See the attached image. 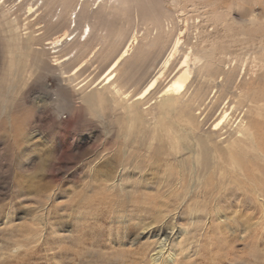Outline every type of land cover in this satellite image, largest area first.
I'll return each mask as SVG.
<instances>
[{
  "label": "rangeland",
  "instance_id": "1",
  "mask_svg": "<svg viewBox=\"0 0 264 264\" xmlns=\"http://www.w3.org/2000/svg\"><path fill=\"white\" fill-rule=\"evenodd\" d=\"M87 1L79 15L77 38L59 47L53 42L66 29H74L70 15L78 0L0 1V264H124V252L153 240L140 231L125 238L130 200L108 188L101 170L112 154L121 157L127 150L122 145L126 118L103 104L105 118L99 119L81 100L83 92L103 86L112 63L127 46L129 55L114 71L117 82L112 88L118 85L129 99L142 91L158 61L179 40V51L163 71L158 93L186 59L192 65L196 55L204 56L201 72L214 75L218 84L223 80L219 76L223 62L234 56L245 77L242 92L264 100V0ZM64 8L66 14L58 19ZM86 25L91 32L84 41L80 37ZM29 38L32 51L26 57ZM202 86L198 78L194 85L198 95L208 93ZM158 96L142 106L150 122L154 120L149 110L157 106ZM198 102L189 104L184 125L201 122ZM147 126L144 147L129 151L128 159L131 170L135 167L142 173L141 181L137 173L131 182H141L153 196L177 167L166 166L172 155L161 140L165 134ZM176 131L184 140L183 131ZM258 135L264 137L263 125ZM249 150L253 152L252 147ZM244 166L246 171L255 169L259 181L253 182L255 177L251 185L244 181L239 198L229 191L218 205L208 204V209L218 208L222 233H216L219 240L213 245L204 243L201 264H264V202L262 197L250 199L252 184L264 194V160L254 154ZM177 223L182 226L185 221Z\"/></svg>",
  "mask_w": 264,
  "mask_h": 264
},
{
  "label": "bare ground",
  "instance_id": "2",
  "mask_svg": "<svg viewBox=\"0 0 264 264\" xmlns=\"http://www.w3.org/2000/svg\"><path fill=\"white\" fill-rule=\"evenodd\" d=\"M87 2V0H78L75 11L70 15V22L75 23L74 29L63 31L59 39L53 42L55 47L75 41L78 36L79 15ZM78 6L80 8L77 12ZM32 10V7L28 8V12H32ZM64 14H66L65 8L60 10L57 15L58 19ZM86 29L87 31H82L80 37H84V41L91 32L89 25H86ZM14 31L17 36V28ZM134 40L133 37L132 42ZM179 43V40H176L169 54L165 57L162 56L163 58L158 61L145 81L142 91L133 98L129 99L128 95L123 94L118 85L112 88L117 82L114 71L127 57L130 45L123 49L112 63L110 76L105 79L106 82L103 86L91 92H83V96H80L82 103H85L99 119L105 118L102 111L103 104L126 118L127 123L124 128L126 136L122 140V145L127 150L123 151L121 157H118V154H112L108 162L101 166V170L108 183V188L118 190L120 195L128 196L127 199L130 200V203L125 201L128 210H126V206L124 207L126 211H129L127 215L129 218L126 220L128 224L123 228L125 238L140 231L145 234L148 240L151 238L153 240L141 244L134 251L124 252L127 257L124 258V264H201L204 260L199 257V254L205 248L204 243L213 245V241L219 240V238L216 239V233H222L216 218L219 213L217 212L218 208L215 207L213 211L212 208L208 209V204L218 205L222 197L228 196L229 191H231V195L239 198L240 193L238 194L237 191L242 188L244 181H248L250 184L258 180L254 173L255 169H252L251 172L246 171L244 161L249 160V157H253L254 154L264 160V149L260 141V138L264 137L258 135V127L264 126V120H259L261 117L264 118V105H261L264 100H254L249 92H242V80L245 77H242L243 70L239 58L233 56L230 60L223 62L225 69L220 70L219 73L223 80L218 84L214 82V75L201 72L200 68L205 62L204 56L196 55L192 65L186 59L180 64L167 88L161 93L157 92L163 71L170 67L176 52L179 51ZM15 48L20 51L24 50L19 46ZM28 51H32L31 38L26 39L24 53L26 57ZM19 57L18 55L16 58ZM15 61H17V65L20 64L19 60ZM130 78L129 80H133L135 77ZM198 78H202L204 85L202 89L207 87V94H197V88L194 85L196 80L198 82ZM107 84L111 86L106 87ZM157 94H159L157 102H154L157 103V106L149 110V114L153 115L154 120V122H150L146 119L142 106L150 97ZM185 97H188V100L184 104ZM192 100L199 101L195 105L196 111H200L199 117H202V120L193 124L190 122L186 126L185 123H182V119L187 116L186 110L190 107L189 104ZM213 118L215 119L212 120ZM185 122L187 123V121ZM209 123L210 127L205 130ZM146 125L149 128L158 127V131L165 134L161 140L171 147L172 155V160L168 161L166 166L173 164L177 167L176 172L167 174L165 181L153 190V196L147 193V187L141 182L137 183L140 185L131 182L132 175H135V178L140 170L134 167L135 170H133L136 172L132 173V162L128 159L129 151L140 152L144 147L147 141L146 129L144 130ZM176 128L183 131L184 138L182 139L184 140H180L176 136ZM249 147L253 148V152L249 150ZM250 167H252L251 164ZM105 168L108 169L105 170ZM141 174L138 173L136 177L139 181L142 179ZM252 192L253 195H250V199H254V196L264 199L263 192L253 184ZM263 199L261 201L264 202ZM240 201L242 202L241 199ZM199 204L201 206L204 204V208H193ZM250 204L252 205V203ZM190 209V217L184 219L185 212ZM195 213L199 215L197 218L192 216ZM178 219L185 221V224L179 226ZM175 229L181 233L178 239V232H175ZM119 233H117L118 237H120ZM118 239L120 240V238ZM210 253L212 255V252ZM206 255L208 254L206 253ZM206 259L205 261H207Z\"/></svg>",
  "mask_w": 264,
  "mask_h": 264
}]
</instances>
